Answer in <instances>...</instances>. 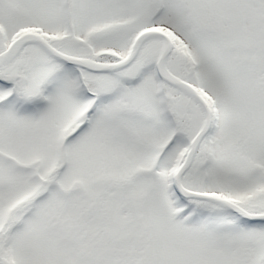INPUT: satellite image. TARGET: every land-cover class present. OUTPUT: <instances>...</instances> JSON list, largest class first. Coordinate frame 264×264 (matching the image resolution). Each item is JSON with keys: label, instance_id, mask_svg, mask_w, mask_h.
Wrapping results in <instances>:
<instances>
[{"label": "snow or ice", "instance_id": "snow-or-ice-1", "mask_svg": "<svg viewBox=\"0 0 264 264\" xmlns=\"http://www.w3.org/2000/svg\"><path fill=\"white\" fill-rule=\"evenodd\" d=\"M0 264H264V0H0Z\"/></svg>", "mask_w": 264, "mask_h": 264}]
</instances>
